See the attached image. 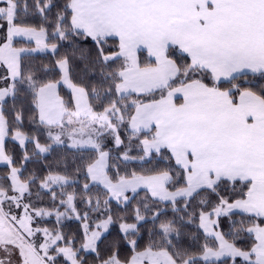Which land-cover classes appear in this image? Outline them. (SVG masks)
<instances>
[{
	"label": "snow or ice",
	"instance_id": "1",
	"mask_svg": "<svg viewBox=\"0 0 264 264\" xmlns=\"http://www.w3.org/2000/svg\"><path fill=\"white\" fill-rule=\"evenodd\" d=\"M0 165V264H264V0H0Z\"/></svg>",
	"mask_w": 264,
	"mask_h": 264
},
{
	"label": "trees",
	"instance_id": "2",
	"mask_svg": "<svg viewBox=\"0 0 264 264\" xmlns=\"http://www.w3.org/2000/svg\"><path fill=\"white\" fill-rule=\"evenodd\" d=\"M16 46H17V47H21V46L35 47V44H34V43L28 44L27 42L19 41V42H17ZM35 55L37 56V58H47V54H45V53H37V54H35ZM142 58H143V57H142ZM12 146H13V145H12L11 143L8 144V147H9V148H12ZM2 168H3V166H0V169H2ZM235 219L239 220V219H240V216L237 215V216L235 217ZM52 220L54 221V217L52 218ZM241 246H244V245L241 244Z\"/></svg>",
	"mask_w": 264,
	"mask_h": 264
},
{
	"label": "crops",
	"instance_id": "3",
	"mask_svg": "<svg viewBox=\"0 0 264 264\" xmlns=\"http://www.w3.org/2000/svg\"><path fill=\"white\" fill-rule=\"evenodd\" d=\"M34 43V42H33ZM35 44V43H34ZM0 166H2V165H0Z\"/></svg>",
	"mask_w": 264,
	"mask_h": 264
}]
</instances>
